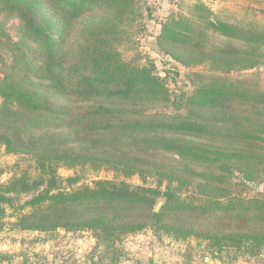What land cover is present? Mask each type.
Here are the masks:
<instances>
[{"label":"trees","instance_id":"1","mask_svg":"<svg viewBox=\"0 0 264 264\" xmlns=\"http://www.w3.org/2000/svg\"><path fill=\"white\" fill-rule=\"evenodd\" d=\"M250 9L194 0L187 13L167 11L159 51L206 67L186 73L192 89L173 97L140 49L155 19L148 1L0 0V151L28 156L38 170L0 185V232L9 206L20 231H92L113 249L110 264L125 255L117 244L145 229L260 254L264 192H244L264 182V78L231 75L264 65V22ZM13 17L18 40L7 30ZM155 105L175 112L148 113ZM60 167L157 183L99 179L67 189L63 181L78 177L64 179ZM159 196L167 200L155 211Z\"/></svg>","mask_w":264,"mask_h":264},{"label":"rangeland","instance_id":"2","mask_svg":"<svg viewBox=\"0 0 264 264\" xmlns=\"http://www.w3.org/2000/svg\"><path fill=\"white\" fill-rule=\"evenodd\" d=\"M152 5L155 19H149L148 29L141 36V51L147 53L157 64V73L166 76L169 87L175 97L176 93L189 92L192 89L190 80L186 73L193 70L205 71V66L185 67L172 58L159 51L157 45V34L160 31V20L167 11L174 9L178 13H187L188 5L194 0H146ZM213 10L223 8L234 12H243L250 9L253 16L264 22V1L256 0H203ZM18 18H11L7 24L8 33L18 40ZM125 51V48H122ZM251 72H258L264 78V65L252 70L234 72L237 76ZM2 99L0 97V103ZM172 105H155L148 113H174ZM28 173L32 177L38 175L34 160L28 156L7 153L3 147L0 151V185L10 179ZM58 174L67 179L78 177L77 182L72 185L63 181L62 187L70 189L83 185H92L95 180L125 179L133 185H155L157 179L148 178L146 181L139 175L124 178L123 175L110 170H95L91 167L69 169L60 167ZM72 185V186H71ZM163 184L161 189H165ZM264 192V182L249 183L246 191L248 196ZM18 204L25 201L26 196L19 197ZM8 215L6 224L0 232V252L10 255V258L0 260V264H110L113 258V249H108L104 243L98 241L92 231H82L77 234L59 229L56 232L44 233L38 231H20L14 227L17 220L13 214L14 208L7 206ZM117 245L122 247L125 255L117 264H264V249L258 255H249L234 247L217 249L209 244L208 240L188 237L177 239L171 235L157 236L153 229H145L136 234L125 236Z\"/></svg>","mask_w":264,"mask_h":264},{"label":"water","instance_id":"3","mask_svg":"<svg viewBox=\"0 0 264 264\" xmlns=\"http://www.w3.org/2000/svg\"><path fill=\"white\" fill-rule=\"evenodd\" d=\"M167 200V198L165 196H159L157 198V203L155 206V211H159L162 207V205L165 203V201Z\"/></svg>","mask_w":264,"mask_h":264}]
</instances>
